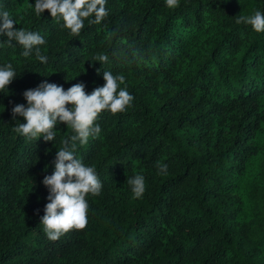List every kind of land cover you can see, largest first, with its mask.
<instances>
[{"label": "trees", "instance_id": "16d2710c", "mask_svg": "<svg viewBox=\"0 0 264 264\" xmlns=\"http://www.w3.org/2000/svg\"><path fill=\"white\" fill-rule=\"evenodd\" d=\"M34 4L0 0L17 29L45 39L47 57L25 58L0 36V66L17 75L0 92V264H264V32L236 23L264 13V0H106L108 16L78 36ZM104 71L123 74L134 99L77 144L102 189L86 196V227L51 241L43 179L74 133L61 123L54 141L27 140L12 108L45 81L90 94ZM135 174L146 183L138 199L126 183Z\"/></svg>", "mask_w": 264, "mask_h": 264}, {"label": "clouds", "instance_id": "9594fccd", "mask_svg": "<svg viewBox=\"0 0 264 264\" xmlns=\"http://www.w3.org/2000/svg\"><path fill=\"white\" fill-rule=\"evenodd\" d=\"M168 8L179 6V0H165ZM49 11L51 17L62 29H68L70 34L78 36L84 28V21L89 24H100L107 16L106 0H35L34 11L40 16ZM94 17V18H92ZM237 24L250 25L256 32H264V13L259 10L252 15H240ZM16 21L9 11L0 10V36H7L6 43L11 47L13 41L22 46V55L27 58L35 53L42 63H47V57L41 54L40 47L46 43L37 32L17 29ZM95 60L103 64L108 57L98 54ZM17 77L11 63L0 66V92H3ZM105 84L96 87L90 94L86 93L83 83L73 84L65 90L56 83H41L34 89L23 93L27 106L17 104L12 108L15 119L22 116L26 123H19L13 131L27 140L52 142L56 137L58 124H66L73 135L62 141L57 149L54 160L55 170L43 179L48 189V203L41 217V225L47 238L57 241L72 229L82 230L87 225L88 203L86 196L99 195L102 189L96 170L87 166L75 156L77 144L85 145L90 137H98L102 129L96 123L98 116L105 110L112 114L125 111L131 105L134 97L127 91L123 74L103 72ZM71 105V108L68 106ZM167 164L157 162L158 174H167ZM126 183L130 186L134 199L141 198L146 190L145 177L135 174L128 177Z\"/></svg>", "mask_w": 264, "mask_h": 264}]
</instances>
